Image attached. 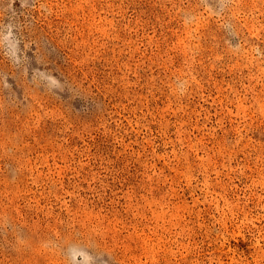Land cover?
I'll return each instance as SVG.
<instances>
[{
	"label": "rangeland",
	"instance_id": "1",
	"mask_svg": "<svg viewBox=\"0 0 264 264\" xmlns=\"http://www.w3.org/2000/svg\"><path fill=\"white\" fill-rule=\"evenodd\" d=\"M0 264H264V0H0Z\"/></svg>",
	"mask_w": 264,
	"mask_h": 264
}]
</instances>
